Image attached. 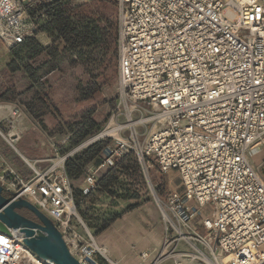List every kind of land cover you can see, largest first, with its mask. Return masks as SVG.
Here are the masks:
<instances>
[{
  "label": "built area",
  "instance_id": "1",
  "mask_svg": "<svg viewBox=\"0 0 264 264\" xmlns=\"http://www.w3.org/2000/svg\"><path fill=\"white\" fill-rule=\"evenodd\" d=\"M100 1L115 6L118 15L115 112L105 127L46 167L28 163L34 172L30 177L4 167L0 182L11 193L3 194L36 205L81 264H120L94 234H82L67 172L68 160L79 149L109 139L99 169L130 155L141 165L153 157L162 171L177 172L184 186L183 193L170 189L161 200L165 232L150 264H181L185 259L200 264H264V192L260 191L264 169L250 159L254 149L264 146V0H207L209 7L196 0L203 11L194 13L185 4L184 14L173 3L167 16L163 6L153 14L150 0H0V40L9 49L30 38L38 40L43 34L41 23L50 22L59 5L76 15L75 8ZM188 15L193 18L184 23ZM154 20L161 29L152 24ZM173 20L190 33L181 34V45L187 39L194 46L193 38L200 39L203 32L214 38L212 48L220 53L209 49L198 62L162 51L161 30L170 37L167 49L188 53L187 47L176 48L172 33L180 29L169 27ZM201 20L198 30L191 27ZM206 43L201 40L200 51ZM221 53L224 59H217ZM176 95L181 99L176 100ZM165 99L167 104L162 103ZM88 182L97 186V174L90 175ZM238 183L248 194L243 201L232 200L229 207L221 193L240 195ZM192 220L197 226L191 225ZM140 255L150 256L147 251ZM0 264L56 263L37 255L18 230L0 225Z\"/></svg>",
  "mask_w": 264,
  "mask_h": 264
},
{
  "label": "rangeland",
  "instance_id": "2",
  "mask_svg": "<svg viewBox=\"0 0 264 264\" xmlns=\"http://www.w3.org/2000/svg\"><path fill=\"white\" fill-rule=\"evenodd\" d=\"M74 10L76 15L68 10L42 22V37L29 46L9 49L0 40V106H11L0 119V163L5 164L0 172L9 166L32 176L24 157L44 168L105 127L115 112L118 61L111 78L105 28L109 20L117 21V10L104 1ZM95 11L103 22L91 15ZM82 12L90 15L82 18ZM108 141L79 149L67 162L77 211L89 230L80 220L76 222L84 236L87 231L94 234L120 264H150L165 232L161 200L170 189L183 193L181 177L162 171L153 157L141 165L130 155L99 169ZM34 152L39 155L37 163L30 156ZM259 152V148L251 152V161ZM92 174L98 176L97 186L88 182ZM191 225L197 226L196 220ZM141 251L150 256L142 258Z\"/></svg>",
  "mask_w": 264,
  "mask_h": 264
},
{
  "label": "water",
  "instance_id": "3",
  "mask_svg": "<svg viewBox=\"0 0 264 264\" xmlns=\"http://www.w3.org/2000/svg\"><path fill=\"white\" fill-rule=\"evenodd\" d=\"M4 191L10 192L0 182V222L6 228L18 230L32 250L44 259L56 264H81L46 214L28 199L9 198L3 194ZM23 209H27L33 216L22 213Z\"/></svg>",
  "mask_w": 264,
  "mask_h": 264
},
{
  "label": "snow or ice",
  "instance_id": "4",
  "mask_svg": "<svg viewBox=\"0 0 264 264\" xmlns=\"http://www.w3.org/2000/svg\"><path fill=\"white\" fill-rule=\"evenodd\" d=\"M150 2L153 4V7L151 9H149L151 12H153V14H157V10L161 9V6H163V8L161 10H165L166 16L167 15H171V12L167 11L168 9L172 8L173 3H175L181 10V14H184L187 10L185 9V4H188L191 6V9L193 10L194 13H198V12H202L203 9H201L199 7V3L196 2V0H150ZM200 2L205 3L206 7H209L210 5L207 4V0H200ZM174 11V9H172ZM193 18L192 15H188L186 16V19L184 21V23H188L189 20H191ZM158 19H165V23H168L165 17H158ZM201 21H198L195 25H191V27H193L194 29H199V24ZM152 24L155 25L158 29H161V25L158 23V20H154L152 21ZM172 25H176L177 28L180 29V31L178 32H173L172 33V39H174L176 41V48L180 49L182 47H187L188 48V53L187 55H185L184 53L180 52V51H175L172 52L171 50L167 49L166 45L168 42L170 41V37L168 36H163V31L161 30L160 35L162 36L163 40L165 41V46L162 48V51H168L170 55H172L174 58L175 57H180L182 59H184L185 61H187L189 59V57L197 59V61H200L201 57H207L208 54V50L211 49V51L215 54V53H220V49L219 48H212V44L214 42V38L209 39L207 37H205L203 35V32H201V37L200 39H196L193 38V40L195 41V45H189L188 44V40L185 39L184 40V44L181 45L179 43V40L181 39V34H183L184 37H188L190 36V33L187 31V29L184 27V24L182 23H178L177 21L173 20L171 22V24H169V27H172ZM201 40H206L207 43L203 45V51H200V47H201ZM156 47H160L159 45H154ZM194 47H195V55L193 56V51H194ZM163 58V57H161ZM217 59H224V54L221 53L219 55V57H217ZM226 62V61H225ZM183 66H181L182 68ZM179 75V73H177V76ZM191 83H195L194 81H192ZM256 83H260L259 81H256ZM262 87H264V85H262ZM186 95H188L187 92H185ZM176 100H180L181 97L179 95L175 96ZM163 104H167L168 101L165 99L162 101ZM193 103H195V101H193ZM203 123V121H202ZM214 148H218L219 146L217 145H213ZM237 159H239V156H237ZM199 162V161H198ZM217 171H219V169H217ZM222 183V181H221ZM231 186V185H229ZM236 188L239 190V192L241 193L240 195H233L232 193H221V196L223 199L225 200H229V207L232 206L231 201L235 200V201H243L244 199V195L248 194V189H246L244 187L243 183H238L236 185ZM260 191L264 192V187H262L260 189ZM255 203L259 204L260 201L256 200ZM248 213L249 215L252 214V205L248 206Z\"/></svg>",
  "mask_w": 264,
  "mask_h": 264
},
{
  "label": "trees",
  "instance_id": "5",
  "mask_svg": "<svg viewBox=\"0 0 264 264\" xmlns=\"http://www.w3.org/2000/svg\"><path fill=\"white\" fill-rule=\"evenodd\" d=\"M67 12L68 10L66 8H64L62 5H59L58 10L53 19L59 17L60 15H65ZM88 15L90 14H87V12H82L80 16L82 18H86ZM91 15H95L97 19H99L101 22L104 21L101 14L97 13V11L96 13H92ZM109 24L110 26L108 28L107 27L105 28L106 29L105 37L107 40V50H108L106 65L108 66V68H110V77L112 78L115 76L116 73L115 66L117 65V61H118V48H117V39H116V22H114V20L111 19L109 20ZM35 40L37 39L30 38L26 40L23 44L17 45L13 48H18L21 46H29Z\"/></svg>",
  "mask_w": 264,
  "mask_h": 264
},
{
  "label": "crops",
  "instance_id": "6",
  "mask_svg": "<svg viewBox=\"0 0 264 264\" xmlns=\"http://www.w3.org/2000/svg\"><path fill=\"white\" fill-rule=\"evenodd\" d=\"M117 22V21H116ZM116 25H117V23H116ZM40 37H42V34L40 35ZM13 142H15L16 141V139H14V140H12ZM38 146V145H37ZM259 149H260V154H255V161H252L256 166H259V165H262V166H264V146H261V147H259ZM33 155H30V156H32V159H34V160H39V158H37L39 155L37 154V153H32ZM24 158H26V157H24ZM26 159H28L29 161H30V163L32 164V165H34V163L29 159V158H26ZM250 159H251V154H250ZM39 162V161H38ZM93 162L94 163H98V161L96 160V159H94L93 160ZM101 163V160H100V162H99V164ZM91 167H93L94 168V165H91ZM154 247V246H153ZM104 249H106L108 252H109V250H108V248H104ZM120 258V257H119Z\"/></svg>",
  "mask_w": 264,
  "mask_h": 264
},
{
  "label": "bare ground",
  "instance_id": "7",
  "mask_svg": "<svg viewBox=\"0 0 264 264\" xmlns=\"http://www.w3.org/2000/svg\"><path fill=\"white\" fill-rule=\"evenodd\" d=\"M11 109V106L10 107H6V106H0V119L2 118V117H4V116H7V114H8V112H9V109ZM10 115V114H9ZM7 118V117H6ZM2 119H4V118H2ZM1 119V120H2ZM25 160L29 163V164H31L30 163V161L28 160V159H26L25 158ZM32 165V164H31ZM79 219H80V221L84 224V226H86V224H85V221L82 219V217L79 215ZM87 229H88V227H87ZM89 230V229H88ZM104 251L108 254V251L106 250V249H104ZM109 255V254H108ZM110 256V255H109ZM181 264H197V263H195L194 261H192V260H188V259H185V260H183V262L181 263ZM198 264H200V263H198Z\"/></svg>",
  "mask_w": 264,
  "mask_h": 264
},
{
  "label": "flooded vegetation",
  "instance_id": "8",
  "mask_svg": "<svg viewBox=\"0 0 264 264\" xmlns=\"http://www.w3.org/2000/svg\"><path fill=\"white\" fill-rule=\"evenodd\" d=\"M24 210L29 214V216H33L27 209Z\"/></svg>",
  "mask_w": 264,
  "mask_h": 264
}]
</instances>
